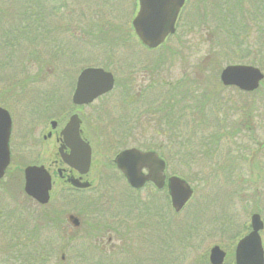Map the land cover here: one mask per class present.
<instances>
[{"label":"flooded vegetation","instance_id":"obj_1","mask_svg":"<svg viewBox=\"0 0 264 264\" xmlns=\"http://www.w3.org/2000/svg\"><path fill=\"white\" fill-rule=\"evenodd\" d=\"M122 1L125 5L121 10L131 11L129 23L118 18ZM24 8L14 12V21L6 20L9 10L6 6L0 15L3 19L0 21V53L5 65H14L9 68L10 83L0 86V92L12 93L14 89L15 93H22L23 98L30 94L29 99L24 98L30 105L29 118L16 127L11 118L10 160L0 184L7 174L14 178L16 171H22L23 193L33 206L16 208L13 212L0 207V231L27 234L32 248H36L37 233H46L48 239L41 249L44 246V250L50 251L55 242L56 250H62V264H68L70 259L76 264H139L132 259L124 260L138 245L155 247L149 252L157 255V259L150 261L152 264H184L181 258L192 253L187 250L196 249L192 245L195 233H184L179 224L167 220L162 200L133 196L149 186L165 192L169 212L178 214L187 205L175 211L168 193V178L175 175L168 170V158L171 154L175 157L178 122L172 130L164 125V116L160 122L158 136L172 143L159 141L147 145L140 136L126 132L133 119L140 122L137 121L140 114L146 122L151 121V115L146 112L155 104L154 99L148 101L147 96H162L165 83L154 61H150L151 65L143 62L145 64L136 69L135 61L128 55L132 41L146 51L160 49L164 44L148 48L135 36L132 19L139 8L138 0H29ZM195 8L194 0L184 1L174 34L181 31L183 35L190 10ZM86 68L110 72L113 86L89 102H74L78 76ZM138 110L140 113L136 114ZM177 112L176 108L169 111L167 119ZM161 114L164 111H160ZM72 116L78 119L79 138L90 150L87 165L83 158L68 161L80 148L79 142L62 133ZM42 123L43 127L38 128ZM129 141L136 143L127 145ZM26 146L27 149H23ZM131 148L153 151L165 161L162 188L152 182H145L139 188L130 185L115 158ZM32 165L43 166L50 176L49 200L45 204L24 192V168ZM142 173L146 174L147 169L142 168ZM53 195L57 203L50 208ZM263 230L257 233L263 261L249 264H264ZM249 231L250 223L245 233H234L220 240L205 256L194 257L185 264H237L236 246ZM53 233L59 235L53 238ZM213 246L223 252L219 263L210 260ZM247 248L249 253L255 250L251 246ZM103 257L108 258L106 262L100 261L106 259Z\"/></svg>","mask_w":264,"mask_h":264},{"label":"rangeland","instance_id":"obj_2","mask_svg":"<svg viewBox=\"0 0 264 264\" xmlns=\"http://www.w3.org/2000/svg\"><path fill=\"white\" fill-rule=\"evenodd\" d=\"M28 2L29 0H0V15L1 9L6 6L9 8L6 20L14 21V12L24 10ZM195 3L197 8L190 10L183 35L181 31H178L160 49L146 51L141 46L133 45L132 41L130 52L127 50L128 55H131L130 60L135 61L136 69L137 66H142L146 62L151 65L150 61H154L157 65L155 68L160 69L159 73L164 75L165 81H176L185 89H194L195 80L200 87L198 93L199 90L208 91L211 93L210 97L216 99L211 103L205 101L201 111L199 107L194 115L200 119L198 124L193 122L185 125L181 121L182 138L181 140L176 138V141L183 142L180 146L174 147L175 157L171 154L168 158V170L184 178L193 189V195L186 207L178 214L169 212L165 192H158L149 186L138 191L137 195H133L162 200L166 207L167 220L171 219L177 225L179 224L184 233H195L196 237L195 240L192 239V245H195L196 249L187 250L192 253L181 258L184 264L192 261L194 257L205 256L209 248L213 244L220 243V240L234 233H245L252 213H259L264 220V87L252 93H244L234 87H223L219 82L220 70L227 64H252L260 67L264 72V34H261L257 28V25H264V16H262L264 12L261 9L256 12V27L248 22V25L252 27L247 38H242L247 47L251 48L248 52H242L243 56L239 58L237 53L233 51L228 53L224 50L226 46L222 44L223 32L213 18L215 6L219 0H194ZM124 5L125 1H122L121 6L118 7L120 8L118 18L120 21L128 20L129 23L131 11L130 9L121 10ZM0 27H2L1 22ZM128 27L129 24L127 25L129 31ZM6 63H13V60H6ZM11 67L14 65L4 64L2 53H0V86L10 83L11 77L8 75ZM4 93L0 92V105L10 112L15 127L18 124L22 126L23 121L30 116V105L24 102V98L29 99L30 94L23 98L22 93H15L14 89L12 93H6V91ZM144 99L146 101V98ZM153 99L154 95L147 96L148 101ZM139 113L138 110L136 114ZM139 120L140 122L137 123L133 119L126 132L140 136L147 145L159 141L170 142L158 136L157 133L161 128L157 127L156 119L148 121L146 118V122L140 114L137 121ZM39 125L38 128L43 127V123L42 126ZM203 134L204 136L220 135L217 144L211 146L213 149L209 153H212H208L207 156L200 154V149L196 148L199 142L197 139ZM133 143L129 141L127 145ZM23 149H27V146ZM27 159L29 160L28 157ZM14 175L13 178L12 175L7 174L2 179L3 183L0 184V207L7 212H13L16 208L26 207L27 209L33 206L23 193L22 171L20 173L16 171ZM5 184L6 186H3ZM56 203V196L53 195L49 203L50 208ZM36 210H38L37 206ZM3 233L0 231V264H19L18 260H13L14 253L4 251L2 245L6 239ZM261 233H264V230ZM46 235L45 233L38 235L36 243L38 253L42 244L45 245L48 239ZM25 236L28 235L25 234ZM105 238L106 235H104V241ZM54 245L55 242L53 247ZM143 246L138 245L133 254L125 255L124 260L132 259L131 261L142 262V264L146 262L152 264L150 261L157 259V255H151L149 252L155 247ZM46 252L47 250L42 253ZM103 255L108 256L105 253ZM61 256L62 250L56 251L53 261L62 262ZM103 258L106 259L100 261L106 262L108 259ZM68 264L76 263L74 259H70Z\"/></svg>","mask_w":264,"mask_h":264},{"label":"water","instance_id":"obj_3","mask_svg":"<svg viewBox=\"0 0 264 264\" xmlns=\"http://www.w3.org/2000/svg\"><path fill=\"white\" fill-rule=\"evenodd\" d=\"M185 0H138L139 8L132 20L135 35L148 48H155L164 42L165 38L174 33L175 22ZM220 81L225 86H236L243 91H253L258 88L264 78L261 70L249 64H229L220 72ZM113 86V77L110 72L101 68H86L78 76L73 94L74 102H89L97 95L109 91ZM11 127V118L8 111L0 106V178L10 160L8 139ZM79 125L76 116H72L62 133L79 142V150L68 157V161L82 159L87 165L90 157L88 145L79 138ZM83 150V152H82ZM71 163V162H70ZM115 163L126 176L132 187L139 188L145 182H153L157 188L164 184V161L154 152H142L136 148L126 149L118 154ZM142 168L147 173H142ZM50 176L43 166H27L24 168V192L37 202L45 204L49 199ZM168 190L173 208L178 211L192 195L190 185L180 177L168 178ZM251 231L242 238L236 247L237 264L262 263V248L258 237L263 228L260 215L254 213L250 218ZM248 246L255 250L249 253ZM223 252L218 246L210 251L212 263L222 261Z\"/></svg>","mask_w":264,"mask_h":264},{"label":"trees","instance_id":"obj_4","mask_svg":"<svg viewBox=\"0 0 264 264\" xmlns=\"http://www.w3.org/2000/svg\"><path fill=\"white\" fill-rule=\"evenodd\" d=\"M29 5V2L26 6ZM261 9L264 12V0H219L217 6H215V13H213L214 21L219 24V29L223 32V42L222 44L226 47L224 48L225 52L232 53V51L241 58L242 52L250 51L245 43L243 38H247L250 28L252 26L256 27L257 25V15L256 12ZM262 16H264L262 14ZM248 22L252 24V26L248 25ZM183 28V27H182ZM257 28L260 30L261 34H264V25H257ZM243 37V38H242ZM164 46V45H163ZM244 54V53H243ZM196 86L194 89H185L183 85L174 81H165L164 83V93L162 96L158 94L154 95L153 104L161 103V107L159 104L154 108H152L146 115H151L150 120L156 119L157 127H160V122L164 116V125L170 130L175 127L174 123L178 122L179 127L177 126L176 130L179 131L178 138L181 140V121L184 122L185 125H190V123H197L200 119L194 117L197 113L199 107L200 111L206 103H211L216 100L215 97H210V94L207 92H202V90L198 89V83L194 80ZM261 88L264 87V81L261 82ZM167 90V91H166ZM202 92V93H201ZM264 94V93H263ZM178 110L177 115L171 116L170 120L167 119L168 112L171 110ZM162 109V110H160ZM160 111H164V114L160 115ZM199 111V113H201ZM176 117V118H175ZM225 118V117H224ZM177 121H176V120ZM227 126V125H225ZM157 131V130H156ZM159 132V131H158ZM222 134V133H219ZM219 134H207L206 136L201 135L197 140L196 148L200 149V154L203 156H207L209 151H212V144H217V141L220 137ZM205 137L207 139H205ZM177 140V139H176ZM176 141L177 146H180L183 141ZM172 143V142H170ZM184 145V144H183ZM169 148V147H168ZM169 149H172L170 147ZM210 152L209 154H211ZM5 236V243L2 245L4 251H10L13 254V260L19 261V264H61L60 261H53L55 258L57 247L56 245L50 251L46 253L43 248L38 253L37 248H32L29 244V238L24 235V233H3ZM42 233H37L40 235ZM46 234V233H45ZM57 236L59 233H56ZM56 234L53 233L51 236L53 238L56 237ZM59 247V246H58ZM60 250V249H59ZM49 260V263H47Z\"/></svg>","mask_w":264,"mask_h":264}]
</instances>
